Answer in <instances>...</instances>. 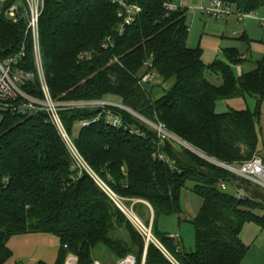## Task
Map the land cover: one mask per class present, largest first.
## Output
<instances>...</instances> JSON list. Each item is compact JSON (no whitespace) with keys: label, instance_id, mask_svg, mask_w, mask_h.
<instances>
[{"label":"trees","instance_id":"1","mask_svg":"<svg viewBox=\"0 0 264 264\" xmlns=\"http://www.w3.org/2000/svg\"><path fill=\"white\" fill-rule=\"evenodd\" d=\"M128 1L139 5L142 13L123 35L116 31L119 6L111 0L45 1L40 40L52 97L66 101L113 97L148 120L164 124L209 158L226 164L252 159L258 153L264 103V57L254 70L236 77L232 64L245 60L237 49L226 50L228 63L206 64L203 50L187 45V9L167 11L166 0ZM221 1L244 13L264 5V0ZM9 2L0 6L1 59L19 53L26 31L24 19L13 23L5 16ZM110 36L113 43L105 50L103 42ZM85 53L89 57L81 58ZM18 67L36 74L31 43ZM148 72L155 79L146 90L140 81ZM207 73L219 75L221 84H213ZM23 89L35 97L43 95L37 77ZM247 96L256 100L254 112L216 111L220 100ZM111 109L144 136L107 124L101 108L61 111L89 165L117 195L138 200L134 210L141 218L153 209L152 233L180 264H242L249 252L242 239L244 226L255 223L264 229V215L256 213L264 210V190L182 144L161 142L153 127L130 112ZM0 114V264L13 256L7 245L10 238L28 233L60 239L54 264H65L69 254L77 258L76 264H95L98 254L118 263L133 254L136 264H173L156 244L146 247L144 237L92 177L76 173L46 113L23 115L0 109ZM99 116L89 126L75 129ZM221 183H227V190ZM185 188L202 199L192 220L196 244L190 252L181 238L158 228L160 217L182 214ZM236 189L247 192L248 199H237Z\"/></svg>","mask_w":264,"mask_h":264},{"label":"built area","instance_id":"2","mask_svg":"<svg viewBox=\"0 0 264 264\" xmlns=\"http://www.w3.org/2000/svg\"><path fill=\"white\" fill-rule=\"evenodd\" d=\"M10 1V2H9ZM46 0H0V4L9 2L5 7V16L12 20L13 23H18L22 19L26 22L25 37L22 42L21 49L16 55H12L6 58H0V109H8L10 111H17L23 115H33L40 112L47 114L49 121L57 128L60 133L73 162V169L78 175L88 174L94 179L97 185L107 193L110 198L116 203V205L125 213L130 219L138 232L144 237L146 245L150 242L156 244L159 249L165 254V256L173 263L180 264L179 261L164 247V245L154 236L152 233V223L146 225L135 213V210L129 208L125 204V198L117 195L111 187L95 172V170L86 161L79 148L77 147L75 140L71 134L67 131L62 118L61 111L71 110L77 108H101L102 114L105 116L107 124L114 128H123L129 131L133 135L144 136L141 129L135 128L126 123L121 115L113 112L111 107L124 109L130 112L134 117L143 121L148 126L153 127L158 134L161 142L164 140H171L182 144V141L176 136L171 134L162 123H154L137 112L128 110L123 104H117L107 99L99 100H55L50 92L44 69V62L41 53V40H40V18L45 8ZM113 3L119 6L118 17L121 19L116 31L119 35H123L126 32L127 27L131 26L141 15L142 8L134 3H130L128 0H111ZM164 6L167 11H175L178 9L173 1L166 0ZM203 12L209 14L214 19H227L232 15H235L239 21H245L250 18H254L255 13L263 11V15L258 17V21L262 28H264V5L256 12H239L232 6H229L221 0H210V4L203 7ZM30 41V42H29ZM31 43L34 49V60L36 65V74L31 72H25L18 67L19 62L25 57L28 44ZM113 43L112 37H108L102 45V48L107 50ZM89 57L88 54H82L81 58ZM38 78L42 90V97H35L24 91L23 85L26 82L33 81ZM155 79V74L146 73L141 81V85L150 84ZM130 109V108H129ZM100 119V116L92 121H83L79 123L80 127L89 126L92 122H96ZM161 159L166 160V156L159 154ZM215 164L222 166L230 172L247 179L264 190V151L262 153L254 154L253 158L240 164H226L217 161ZM221 187L227 190V183H221ZM235 197L239 200H247L249 195L243 189H236L234 193ZM129 200V199H126ZM136 203L137 200H133ZM179 238V236H173ZM66 260L67 261L70 259ZM100 264V262H96ZM76 264V260L74 262ZM118 264H136V257L133 254L127 255Z\"/></svg>","mask_w":264,"mask_h":264},{"label":"rangeland","instance_id":"3","mask_svg":"<svg viewBox=\"0 0 264 264\" xmlns=\"http://www.w3.org/2000/svg\"><path fill=\"white\" fill-rule=\"evenodd\" d=\"M173 3L178 7L187 9V23L189 25L187 45L191 48H201L203 50V60L206 64H212L215 61L228 63L226 50L235 48L240 56L247 58L241 63L232 64L236 77H240L243 73L254 70L257 63L263 59L264 28L261 27L258 21V17L263 15V11L255 13L254 18L245 21H239L235 15L227 19L217 20L203 12L202 8L208 6L210 0H173ZM244 35H247V40L243 38ZM207 77L215 85H220L222 82L219 75L207 73ZM107 100L122 105L121 101L116 98L111 97ZM245 109L252 112L256 110V100L253 97L220 100L216 105L218 113ZM262 110H264V103ZM76 128L78 129L79 125H76ZM258 132L260 135L259 126ZM136 203L133 200L125 199V204L129 208L133 207L134 209ZM201 205L202 199L200 196L193 193L189 188L183 189L181 195L182 214L160 217L158 221L159 231L170 236L180 235L184 249L189 252L195 250V228L192 220L194 215L198 214ZM256 213L264 215V210H257ZM136 214L139 216V213ZM152 219L150 209L146 216L141 218L146 225L151 224ZM242 233L243 241L249 247V252L243 264H264V230H261L255 223H248L244 226ZM68 256L75 257L73 254ZM96 258L103 264L118 263V260L113 257H107L108 262L104 254H98ZM75 260L77 263L76 257Z\"/></svg>","mask_w":264,"mask_h":264},{"label":"crops","instance_id":"4","mask_svg":"<svg viewBox=\"0 0 264 264\" xmlns=\"http://www.w3.org/2000/svg\"><path fill=\"white\" fill-rule=\"evenodd\" d=\"M244 58L247 60L246 57ZM259 128L258 153H262L264 151V110H262ZM150 213L153 216L151 208ZM179 238H181L180 235ZM7 245L12 250L13 256L6 264H38L39 262L54 264L59 254L60 239L57 236L47 233H28L11 237ZM97 261L103 264L100 260Z\"/></svg>","mask_w":264,"mask_h":264},{"label":"water","instance_id":"5","mask_svg":"<svg viewBox=\"0 0 264 264\" xmlns=\"http://www.w3.org/2000/svg\"><path fill=\"white\" fill-rule=\"evenodd\" d=\"M144 87H145L146 90H148V89L151 88V85H150V84H145ZM126 109L131 110V109H129V108H126ZM182 143H183L184 146L190 148L191 150H193V151H195L196 153L200 154L201 156H203L204 158L208 159L209 161H211V162H213V163H216V162H217L215 159H212V158H209V157L205 156L204 154L198 152L197 150H195L194 148L190 147V146L187 145L186 143H184V142H182ZM152 212H153V209H152ZM153 216H154V212H153ZM153 216H152V217H153ZM147 246H148V245H146V247H147Z\"/></svg>","mask_w":264,"mask_h":264},{"label":"bare ground","instance_id":"6","mask_svg":"<svg viewBox=\"0 0 264 264\" xmlns=\"http://www.w3.org/2000/svg\"><path fill=\"white\" fill-rule=\"evenodd\" d=\"M75 262V258L74 257H70V259L68 260L67 264H74Z\"/></svg>","mask_w":264,"mask_h":264}]
</instances>
